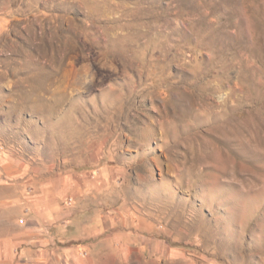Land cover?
<instances>
[{"label":"rangeland","instance_id":"374dc122","mask_svg":"<svg viewBox=\"0 0 264 264\" xmlns=\"http://www.w3.org/2000/svg\"><path fill=\"white\" fill-rule=\"evenodd\" d=\"M0 148L86 264H264V0H0Z\"/></svg>","mask_w":264,"mask_h":264},{"label":"crops","instance_id":"0c3cea01","mask_svg":"<svg viewBox=\"0 0 264 264\" xmlns=\"http://www.w3.org/2000/svg\"><path fill=\"white\" fill-rule=\"evenodd\" d=\"M36 171L0 148V264H52L56 257L66 264H83L79 249L87 251L93 262L103 256L117 257L124 249L123 236L108 235L109 250L105 248L108 239L100 243L80 239L77 249L64 242L68 239L64 219L73 212L83 189H71L65 177L56 181L53 172L39 179ZM97 231L90 229L93 234ZM127 240L123 244L130 247V235Z\"/></svg>","mask_w":264,"mask_h":264}]
</instances>
